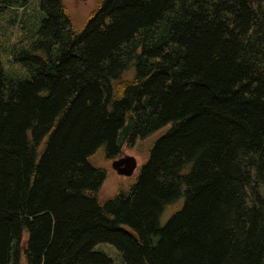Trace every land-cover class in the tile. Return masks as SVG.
Instances as JSON below:
<instances>
[{
    "label": "trees",
    "instance_id": "trees-1",
    "mask_svg": "<svg viewBox=\"0 0 264 264\" xmlns=\"http://www.w3.org/2000/svg\"><path fill=\"white\" fill-rule=\"evenodd\" d=\"M41 10L28 78L0 58V264H109L101 243L126 264H264V0H99L83 30L63 0ZM159 132L101 204L90 159Z\"/></svg>",
    "mask_w": 264,
    "mask_h": 264
},
{
    "label": "rangeland",
    "instance_id": "rangeland-1",
    "mask_svg": "<svg viewBox=\"0 0 264 264\" xmlns=\"http://www.w3.org/2000/svg\"><path fill=\"white\" fill-rule=\"evenodd\" d=\"M25 1L28 3L26 7H17ZM17 2L16 8L6 9L0 14V58L7 77L13 81H22L29 75L16 56L30 48L46 16L41 10V0H17ZM63 3L75 28L83 30L99 0H63ZM161 134L162 132H159L132 147L127 144L123 153L114 161L106 158L101 150L90 159L94 167L104 170L107 175L98 196L101 204L112 199L118 190H128L136 183L139 167L149 159L151 144ZM126 158H134L137 163V169L130 177L119 175L113 166L116 161ZM28 240L29 235L25 232L22 241L24 248L27 247ZM94 252L105 255L109 259V264H126L121 253L110 244H98L94 247ZM22 260L25 262L24 256Z\"/></svg>",
    "mask_w": 264,
    "mask_h": 264
},
{
    "label": "water",
    "instance_id": "water-1",
    "mask_svg": "<svg viewBox=\"0 0 264 264\" xmlns=\"http://www.w3.org/2000/svg\"><path fill=\"white\" fill-rule=\"evenodd\" d=\"M114 169L121 176L130 177L137 169V163L134 158H126L116 161L114 163Z\"/></svg>",
    "mask_w": 264,
    "mask_h": 264
}]
</instances>
